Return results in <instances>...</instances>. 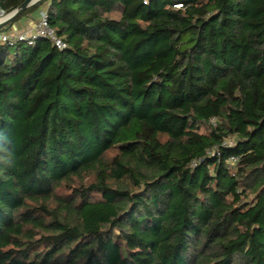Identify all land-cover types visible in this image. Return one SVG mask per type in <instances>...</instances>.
<instances>
[{"label": "trees", "instance_id": "trees-1", "mask_svg": "<svg viewBox=\"0 0 264 264\" xmlns=\"http://www.w3.org/2000/svg\"><path fill=\"white\" fill-rule=\"evenodd\" d=\"M36 10L65 48L0 41V264H264V0H39L0 32Z\"/></svg>", "mask_w": 264, "mask_h": 264}, {"label": "built area", "instance_id": "built-area-1", "mask_svg": "<svg viewBox=\"0 0 264 264\" xmlns=\"http://www.w3.org/2000/svg\"><path fill=\"white\" fill-rule=\"evenodd\" d=\"M142 2L146 4L148 0H142ZM5 14L6 13L0 9V19H2ZM39 38L50 40V42L59 50H63L65 48L64 41L58 37L54 33L53 29L49 26L45 10L39 12V15L31 30L13 31L10 33L0 32V41L10 45L18 42H27L30 44ZM231 144L232 141H223L221 146L229 147ZM215 153L218 154V152H215V150L209 151L207 152V156H213Z\"/></svg>", "mask_w": 264, "mask_h": 264}, {"label": "water", "instance_id": "water-1", "mask_svg": "<svg viewBox=\"0 0 264 264\" xmlns=\"http://www.w3.org/2000/svg\"><path fill=\"white\" fill-rule=\"evenodd\" d=\"M39 0H24L20 5H18L15 9L6 13L2 19H0V28L7 25L11 21H13L16 17H18L27 7L36 3Z\"/></svg>", "mask_w": 264, "mask_h": 264}, {"label": "crops", "instance_id": "crops-1", "mask_svg": "<svg viewBox=\"0 0 264 264\" xmlns=\"http://www.w3.org/2000/svg\"><path fill=\"white\" fill-rule=\"evenodd\" d=\"M41 10H36L32 12L30 15L21 18L18 22L14 24L10 31H6V33H10L13 31H23V30H31L34 26V23L39 15Z\"/></svg>", "mask_w": 264, "mask_h": 264}]
</instances>
